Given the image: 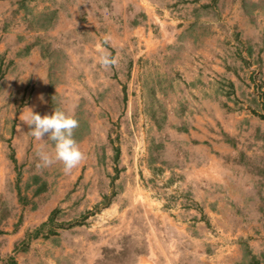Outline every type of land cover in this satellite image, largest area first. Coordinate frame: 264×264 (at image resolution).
Instances as JSON below:
<instances>
[{
    "label": "rangeland",
    "instance_id": "rangeland-1",
    "mask_svg": "<svg viewBox=\"0 0 264 264\" xmlns=\"http://www.w3.org/2000/svg\"><path fill=\"white\" fill-rule=\"evenodd\" d=\"M192 2L0 0V261L131 264L151 228L147 202L176 213L193 204L175 145L195 125L197 144L232 150L218 162L246 176L264 209V0ZM101 50L115 66L98 64ZM26 107L78 121L86 158L71 174L37 167L53 144L27 135ZM202 211L197 203V251L209 253L224 236L211 241Z\"/></svg>",
    "mask_w": 264,
    "mask_h": 264
},
{
    "label": "crops",
    "instance_id": "crops-1",
    "mask_svg": "<svg viewBox=\"0 0 264 264\" xmlns=\"http://www.w3.org/2000/svg\"><path fill=\"white\" fill-rule=\"evenodd\" d=\"M192 1V5L197 7V0ZM170 42L163 43L162 46ZM192 73L191 70L188 71V78ZM195 126V129L189 128L188 132L178 133V138L183 141L175 145L182 156L179 168L175 170L180 174L178 182L183 190L191 192L193 204L185 205L181 212L176 213L172 204L161 210L152 206L155 200L154 203L147 202L151 211V220L147 223L151 228L146 234L145 247L136 252L131 264H264V230L259 223L264 209L255 201L258 191L247 186L246 176L241 174L236 177L229 170L228 163L218 162L216 152H220L219 156L224 159V156L227 158L232 152L231 149L222 143L216 148L215 142L210 139L208 146L197 144V125ZM197 149L203 153L200 159H197ZM166 175L171 176V173ZM130 198L134 201L135 196ZM197 203L203 210L199 215L207 216L211 226V241H219L224 236V243L211 245L209 253L202 246L197 251V225L203 224L197 217ZM20 236L19 232L15 233L13 243ZM200 239L204 244L205 239ZM111 240L116 241V238ZM102 250L99 249L98 261L103 258ZM14 253L11 249L5 254L15 256ZM104 253L106 255V251ZM245 255L249 256V261L243 260ZM0 264L5 263L0 261Z\"/></svg>",
    "mask_w": 264,
    "mask_h": 264
},
{
    "label": "clouds",
    "instance_id": "clouds-1",
    "mask_svg": "<svg viewBox=\"0 0 264 264\" xmlns=\"http://www.w3.org/2000/svg\"><path fill=\"white\" fill-rule=\"evenodd\" d=\"M110 39L109 36L104 37L105 42ZM97 62L107 70L115 66L117 60L106 50H101ZM40 99L43 98L40 97ZM19 120L29 127L30 131L27 135H30L34 140L44 141L43 137L47 134V140L53 144L51 152L41 149L36 153L39 161L38 168H48L54 164H60L63 173L69 175L85 160V154L73 138L74 130L79 126L78 121L61 109L54 108L51 115L42 117L35 113L32 108L26 107Z\"/></svg>",
    "mask_w": 264,
    "mask_h": 264
},
{
    "label": "trees",
    "instance_id": "trees-1",
    "mask_svg": "<svg viewBox=\"0 0 264 264\" xmlns=\"http://www.w3.org/2000/svg\"><path fill=\"white\" fill-rule=\"evenodd\" d=\"M119 155H120L119 148H115V161H117V162H118V159H119ZM11 160L13 161V163H16V158H15V155H14V151L11 152ZM106 198L107 197L104 196V201L106 200ZM51 214L54 215V212H52ZM52 218H53V216L51 215L49 217L48 221L53 220ZM42 226L44 227V226H47V225H46V223H43ZM12 262H14V260H12Z\"/></svg>",
    "mask_w": 264,
    "mask_h": 264
}]
</instances>
